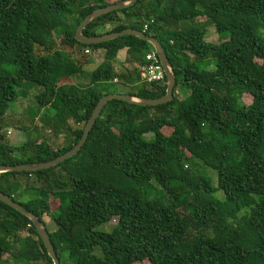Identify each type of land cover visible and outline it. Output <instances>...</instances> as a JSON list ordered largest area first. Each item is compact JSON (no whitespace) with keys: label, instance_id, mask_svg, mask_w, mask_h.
<instances>
[{"label":"trees","instance_id":"obj_1","mask_svg":"<svg viewBox=\"0 0 264 264\" xmlns=\"http://www.w3.org/2000/svg\"><path fill=\"white\" fill-rule=\"evenodd\" d=\"M122 1L0 0V166L73 149L100 99L121 94L118 87L140 98L166 95V77L141 78L150 43L129 35L84 45L75 37L88 15ZM206 26L225 40L208 42ZM128 28L163 45L174 99L108 102L76 155L48 170L0 173V191L47 229L51 218L61 264H264V0H139L83 34ZM86 51L103 52L92 72ZM122 51L128 66L118 71ZM32 89L48 110L44 125L65 136L63 148L8 142L4 118ZM200 167L217 172V187ZM114 220L111 231L98 230ZM0 264H53L33 222L2 201Z\"/></svg>","mask_w":264,"mask_h":264},{"label":"water","instance_id":"obj_2","mask_svg":"<svg viewBox=\"0 0 264 264\" xmlns=\"http://www.w3.org/2000/svg\"><path fill=\"white\" fill-rule=\"evenodd\" d=\"M138 1L139 0H125V1H122V2H119V3H116V4H113V5H110V6H107V7H104V8H101V9L94 11L93 13L88 15L81 22V24L78 26L76 33H75V37H76L78 42H80L81 44H84V45H96V44L112 41V40L117 39L119 37L129 36V35L138 37V38L150 43L153 46L156 53L158 54L160 62H161L162 66L164 68V71H165V75L167 78L166 95L161 97V98H157V99L140 98V97H136V96H133L130 94H109V95H106V96L102 97L100 99V101L98 102L95 110L93 111L89 121L87 122V124L85 126L81 140L73 149H71L67 153H65V154H63V155H61V156H59L53 160H50L48 162H42V163H37V164L27 163V164H19L16 166H0V173L36 172V171H40V170H48L52 167H55V166L65 162L66 160L72 158L84 146V144L86 143V141L88 139L90 131L93 129L97 119L101 116L103 109L105 108L107 103L112 101V100H121V101L130 103V104H136V105L144 106V107H146V106L154 107V106L164 105L168 102H171L174 99V88L176 86V77L174 75L172 66L169 63V59H168V56L166 54V51L158 39L147 35L143 31H139V30H135V29H131V28L125 29L121 32L104 34V35L95 36V37H89V36H85L83 34L84 29L92 21L96 20L97 18H99L103 15L112 13L114 11H119V10L129 8L131 6H134L136 4V2H138ZM0 201H2L3 203L7 204L8 206L14 208L15 210H17L18 212H20L24 216L28 217L33 222L43 244L45 245V248L47 249L48 255L51 257V259L53 261V264H61L60 260L58 258V255L55 251V247L51 241L49 231H48L46 225L44 224L43 220L40 217L34 215L33 213L27 211L21 204L15 202L11 197L7 196L6 194H4L1 191H0Z\"/></svg>","mask_w":264,"mask_h":264},{"label":"rangeland","instance_id":"obj_3","mask_svg":"<svg viewBox=\"0 0 264 264\" xmlns=\"http://www.w3.org/2000/svg\"><path fill=\"white\" fill-rule=\"evenodd\" d=\"M201 23L205 21L204 18H201L199 20ZM207 34H206V40L213 44L220 43L221 39L220 36L215 32L213 27L206 26ZM225 40V39H222ZM76 52L81 55L83 53L82 51L79 52V49H76ZM89 59V65L85 67L87 72L94 71L99 64L103 61V52H97L95 54L89 53L86 54ZM126 58V52L122 51L114 66L116 70H121L124 66H128L125 62ZM210 64V61H206L202 64H200L203 67H208ZM211 65V64H210ZM209 65V66H210ZM209 68V67H208ZM118 91L121 94L127 93L129 91V88L127 87H118ZM38 93V89H32L29 92L28 97L26 98H20L17 102L11 105L10 110L8 111L7 115L4 118L3 121V129L4 132L7 134L8 142L15 148L23 145V143L31 142V143H40L42 140L46 139L48 143L51 145V147L54 150H58L63 148L66 144V138L65 136H56V134L50 130L48 127L44 125L43 117L47 113V109H39L36 101V94ZM243 101L247 104H250L252 101L251 96L245 95L243 98ZM150 137H148L149 139ZM32 151H29L27 153H16L15 155L18 158L21 157H30L32 155ZM201 168V167H200ZM205 171L206 175H209L213 179V185L217 187L218 185V176L217 172L202 167ZM31 182L34 181V177L30 178ZM222 193H217V198L221 199ZM44 220L48 226V229L51 231L56 230V225L51 220L50 217L45 216ZM118 220L112 221L110 224L103 225L98 230L102 231H111L115 225L117 224Z\"/></svg>","mask_w":264,"mask_h":264},{"label":"built area","instance_id":"obj_4","mask_svg":"<svg viewBox=\"0 0 264 264\" xmlns=\"http://www.w3.org/2000/svg\"><path fill=\"white\" fill-rule=\"evenodd\" d=\"M147 29L148 24L145 25V30ZM86 53H89V51H86ZM146 59L149 61V63L141 68L142 80L147 83H164L166 75L156 51L149 53Z\"/></svg>","mask_w":264,"mask_h":264}]
</instances>
